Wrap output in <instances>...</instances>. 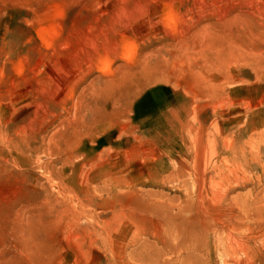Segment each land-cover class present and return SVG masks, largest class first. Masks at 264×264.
I'll return each instance as SVG.
<instances>
[{"label": "rangeland", "instance_id": "1", "mask_svg": "<svg viewBox=\"0 0 264 264\" xmlns=\"http://www.w3.org/2000/svg\"><path fill=\"white\" fill-rule=\"evenodd\" d=\"M260 115L264 0H0V264H264Z\"/></svg>", "mask_w": 264, "mask_h": 264}, {"label": "bare ground", "instance_id": "2", "mask_svg": "<svg viewBox=\"0 0 264 264\" xmlns=\"http://www.w3.org/2000/svg\"><path fill=\"white\" fill-rule=\"evenodd\" d=\"M248 125L249 127H246L244 131L240 133V136L234 145L228 142L226 150L231 151L234 154L235 160L237 162H239L241 158L243 160L249 161L255 166H264V117L260 115L257 120H250L248 122ZM225 162L233 164L231 160H223L220 166L224 170L227 169L225 166ZM174 171L178 176L182 174L181 168H178ZM239 178L240 174L238 172H231L230 175L224 176L225 184L229 186L234 182V179L238 180ZM253 203L254 202L250 203V205H252ZM188 204L189 203L187 202L186 206H188ZM156 209L166 211V214L168 216L167 226L170 229V232L180 229L179 225L171 223V221L178 219V216L184 209L183 205L181 207H176L174 211V209H168L165 205L157 204ZM192 211L193 207L190 208V212ZM210 225V221H207L204 225V228L207 232L211 229ZM213 230L218 233L219 237L230 233L229 230L225 228H219L217 226H214Z\"/></svg>", "mask_w": 264, "mask_h": 264}]
</instances>
